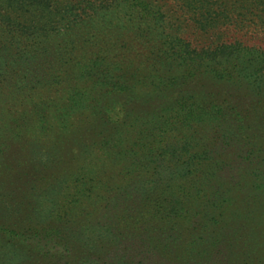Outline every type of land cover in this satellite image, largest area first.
<instances>
[{
  "label": "trees",
  "instance_id": "16d2710c",
  "mask_svg": "<svg viewBox=\"0 0 264 264\" xmlns=\"http://www.w3.org/2000/svg\"><path fill=\"white\" fill-rule=\"evenodd\" d=\"M30 11L40 16L39 23L31 18L24 27L23 21L32 15ZM186 25L205 33L228 28L264 33V0H0V105L17 103L24 114L45 109L50 114L46 153L60 159L65 154L68 158L59 164L74 163L64 180V188L70 187L65 198L58 200L60 193L53 197L50 190L46 195L49 200L39 210V200L33 203L37 216L22 227L23 243L29 242L24 231L32 228L31 224L36 236L52 235L54 243L63 242L65 247L62 234L70 232L79 219H89L96 225L98 237L99 230L106 231L109 222L116 221L118 228L141 221L145 224V208L158 200L153 199L154 193L168 205L166 219L171 217L170 212L178 217L186 211V201L174 200L177 194L173 182L205 178L207 147L203 135L197 137L191 122L193 116L207 115L211 110L186 107L192 96L183 97L180 90L173 104L177 109L187 108L190 114L184 119L173 122L168 112L150 107L159 97L162 100L174 94L181 80L175 74L181 68L190 70L181 76L179 88L201 68L218 76L231 69L244 73L248 84L264 86V48L238 39L207 47L195 45L183 36ZM62 26L66 29L60 39L53 35L51 42L50 38L47 40ZM23 33L28 38L22 40ZM121 38L143 40L146 44L144 61L139 66H134L137 56L135 60L125 58V42L117 46ZM90 46L93 51H89ZM114 51H118V56ZM122 59L127 60L125 68L120 65ZM69 64L79 69L76 80L93 85L98 91H71L77 88L74 87L67 92L58 91L56 97L43 98L40 87L54 83L50 81L57 80ZM79 95L91 103L85 108L72 105V98ZM119 97L124 100L118 102L123 111L117 113ZM144 104L149 110L141 114ZM0 117L4 114L0 113ZM67 127L73 131L72 137L63 139L61 131ZM163 164L168 176L159 183L154 176ZM107 168L113 169L114 174L106 175ZM122 174L140 179V204L132 211L130 205L120 208L114 201L125 190L118 185L125 177H120ZM48 181L61 182L51 178ZM130 183L131 179L123 188ZM5 199L0 200V234L8 233L9 222L20 226L19 215L10 212V201ZM133 261V254L126 249L117 255L118 264Z\"/></svg>",
  "mask_w": 264,
  "mask_h": 264
},
{
  "label": "rangeland",
  "instance_id": "374dc122",
  "mask_svg": "<svg viewBox=\"0 0 264 264\" xmlns=\"http://www.w3.org/2000/svg\"><path fill=\"white\" fill-rule=\"evenodd\" d=\"M30 13L32 15H27L23 21L24 27L26 23L30 24L31 18L39 23L40 16L35 15L34 11ZM186 26L183 36L195 45L201 43L200 46L207 47L238 39L248 45L264 48V33L253 29L236 32L228 28L205 33L195 31L192 25ZM65 29L62 26L56 33H51L47 40L50 38L51 42L53 35L56 40L60 39ZM71 34L74 32L69 33V38H72ZM22 35V40L28 38L25 33ZM123 42L127 54L125 58H138L134 66H139L144 61L146 44L143 40L121 38L117 46H122ZM93 50L90 46L89 51ZM117 52L114 51V55L118 56ZM124 63L127 60L122 59L120 65L123 68L126 67ZM189 68L176 72L175 75L181 79L178 85L182 84L181 76ZM203 69L185 79L180 88L177 85L175 88L178 90L175 89L174 94L162 100L159 97L150 107L154 111L163 109L162 112H168L173 122L184 119L190 114H187V108L177 109L173 104L180 90L181 96H192L186 107L195 109L201 106L211 110L207 115L201 113L193 116L191 122L197 137L203 135L207 147L204 156L207 167L203 171L205 178L187 182L177 179L173 182L177 194L174 200L186 201V211L178 217L170 212L171 217L166 219L168 205L165 201L161 203L163 197L154 193L153 199L158 200L145 208L146 217H142L146 220L145 224L141 221L118 228L116 221L109 222L106 231L99 230L101 237H98L96 225L90 223L89 219H79L70 232L62 234L67 247L63 242L62 245L54 243L52 235L36 236L34 224L24 231L29 236V242L23 243L20 236L22 227L37 216L33 205L36 199L40 203L39 210L49 200L46 195L50 194V190L53 197L60 193L58 200L67 196L70 187L64 188L67 183L64 180L74 163L59 164L68 158L65 154H61L60 159L46 153L50 143V114L45 109L39 113L24 114L17 103L10 101L1 104L0 113L4 117H0V200H6V197L10 201V212L19 215L20 226L18 222L13 225L9 222L8 233L0 234V264H118L117 255L125 249L133 254V264H264V86L257 88L248 84L244 73L239 74L236 69V72L228 69V74L224 73L223 76ZM78 73L79 69L71 64L64 67L57 80L50 81L54 83L40 87L42 97H56L58 91L67 92L70 91L67 89L74 87L77 88L71 91L95 90L96 93L93 85L76 80L79 79ZM71 102L81 108L91 103L82 95L74 96ZM118 102H124L122 97L117 101V113L123 111L122 104ZM144 107L141 114L149 110L148 106ZM72 132L69 127L65 132L61 131L63 139L72 137ZM65 142L69 143L68 140ZM60 145L63 146V140ZM163 167L164 164L157 168L154 176L159 183L161 178L168 176ZM99 169L104 172L103 168ZM108 173L113 175L114 170L107 168L106 175ZM124 176L122 174L120 177ZM136 176L127 175L125 180L123 178L118 182L125 189H118L121 194L115 195L114 201L119 203L120 208L130 205L132 211L140 204L137 195L141 185ZM49 178L61 182L50 184L52 181H48ZM129 179L133 184L123 188ZM99 244L103 246L102 249Z\"/></svg>",
  "mask_w": 264,
  "mask_h": 264
}]
</instances>
